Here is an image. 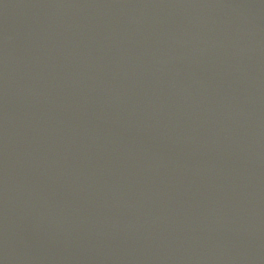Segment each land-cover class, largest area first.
I'll return each mask as SVG.
<instances>
[{
    "label": "water",
    "instance_id": "1",
    "mask_svg": "<svg viewBox=\"0 0 264 264\" xmlns=\"http://www.w3.org/2000/svg\"><path fill=\"white\" fill-rule=\"evenodd\" d=\"M0 264H264V0H0Z\"/></svg>",
    "mask_w": 264,
    "mask_h": 264
}]
</instances>
